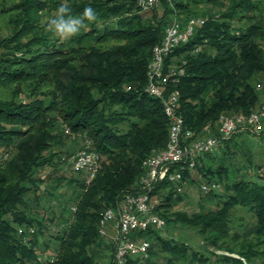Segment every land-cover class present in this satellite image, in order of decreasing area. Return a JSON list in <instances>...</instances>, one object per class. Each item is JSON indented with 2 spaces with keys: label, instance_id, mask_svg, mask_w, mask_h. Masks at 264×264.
Here are the masks:
<instances>
[{
  "label": "trees",
  "instance_id": "trees-1",
  "mask_svg": "<svg viewBox=\"0 0 264 264\" xmlns=\"http://www.w3.org/2000/svg\"><path fill=\"white\" fill-rule=\"evenodd\" d=\"M202 3L219 10L203 12L205 23L168 57L186 60L185 73L170 88L180 91L177 111L192 139L217 135L223 113H250L261 105L264 0H162V13L154 8L150 16L136 0H0V264H108L99 257L106 242L98 231L101 213L137 190L145 159L168 142L163 103L146 90L152 49L175 11L185 21L199 16ZM62 4L73 16L91 6L97 19L61 39L48 23ZM244 133L264 138V128L238 130L219 150L199 156L194 168L178 166L201 191L202 180L210 185L203 192L217 204L173 212L184 189L177 192L168 179L155 187L156 212L166 224L195 228L201 249L165 238L159 234L164 227L149 228L138 234L151 241L149 256L130 257L128 264H264V169L256 177L232 178L225 162L229 144ZM68 141L75 143L67 148ZM88 142L102 157L89 182L69 160ZM218 151L223 155L217 160ZM46 167L52 170L40 174ZM49 182L54 190H75L60 214L42 203ZM238 207L253 220L236 224ZM156 246L168 254L163 262L154 260ZM45 254L54 261L41 258Z\"/></svg>",
  "mask_w": 264,
  "mask_h": 264
},
{
  "label": "built area",
  "instance_id": "built-area-1",
  "mask_svg": "<svg viewBox=\"0 0 264 264\" xmlns=\"http://www.w3.org/2000/svg\"><path fill=\"white\" fill-rule=\"evenodd\" d=\"M173 5L175 0H166ZM162 0H136L142 10H151L161 5ZM165 28L164 35L152 49L148 65V82L146 90L160 98L164 112L169 121V137L163 149L155 151L145 159L144 172L137 180V190L125 194L116 207L105 209L98 223L99 235L104 239L109 236V230L115 231V250L112 264H128L130 257L147 258L151 241L140 237L139 232L149 228L161 229L166 225V219L155 210L159 198L154 194L156 185L168 179L175 190L181 192L187 183L178 166H196L199 156L219 150L224 142L235 132L250 129L260 132L264 128V82L257 83V89L262 96L258 109L250 113H223L219 118V133L192 139L193 131L185 129L184 119L178 113L180 91L170 88L176 85L185 73L186 60L169 62L168 57L174 50L187 43L194 35L198 26L205 23L202 16H191L181 21L176 11ZM200 48H196L198 51ZM78 150L71 156L70 166L77 171H84L87 182L91 181L101 167V154L88 146ZM211 187L217 188V184ZM210 185L203 183V191ZM75 209V207H73ZM20 233L24 229L19 230ZM33 233L34 229H29ZM41 258L54 261V255L45 254Z\"/></svg>",
  "mask_w": 264,
  "mask_h": 264
},
{
  "label": "rangeland",
  "instance_id": "rangeland-1",
  "mask_svg": "<svg viewBox=\"0 0 264 264\" xmlns=\"http://www.w3.org/2000/svg\"><path fill=\"white\" fill-rule=\"evenodd\" d=\"M211 9L219 10L216 6H213L211 4L202 3L197 8L196 15H202L203 12L209 11ZM155 10V9H154ZM158 13H162V6H159L156 8ZM152 13V10L147 13L148 16H150ZM54 15V13L50 15H46L43 19L44 22L48 20V18H51ZM50 16V17H48ZM58 37V36H57ZM262 77V76H261ZM264 81V78H262ZM125 128V124L123 125ZM235 142L232 141L229 144V151L230 153L225 158V162L227 165L232 166L231 170V176L232 178H236L239 175H245L247 178L256 177L257 172L262 168L264 169V138L260 137V134L258 133H244V135H237L234 138ZM80 142V139H79ZM234 142V143H233ZM75 142L68 141L66 147L74 145ZM79 143H77L78 145ZM217 160L221 159V156L223 155L222 152H216ZM209 158H207V161L209 162ZM211 163V161L209 162ZM259 167H258V166ZM261 165V167H260ZM66 166V165H65ZM237 169V170H235ZM52 170V167H46L45 169L41 170L40 174H45ZM68 176H71V174L74 176H79L76 173H73L71 171H65ZM194 175H197V173L194 171ZM48 184L49 189L47 191H42L43 198L42 203L45 207H48L49 209H53L57 214H60V211L62 209V202L70 199V197L74 196L75 190L73 186H62L58 190H54L52 188V183L49 182ZM202 183H204V180H202ZM54 191V192H53ZM221 194L224 193V186L221 185L220 189L218 190ZM183 199L180 200L176 205L173 206L171 211H180V212H187V213H193L196 211H199L203 208H209L215 204H217V199L211 198L208 195L206 196L205 192L201 191L198 184L187 181V183L184 186V190L182 192ZM33 198V195H31ZM31 205H34V202H30ZM42 211H44V208L39 207ZM235 220L236 224L241 222V219L243 218V221L245 223L251 222L253 218L251 217V214L245 210V208L238 207L235 211ZM60 227V224L53 225L51 228V232L55 233L57 229ZM62 227V225H61ZM238 230L241 229L240 226L237 225ZM109 236L105 238L106 242L103 246H101V251L99 252V257L106 261V263L109 264V261L112 259V251L115 247V240L114 235L115 231L109 230ZM160 235H163L165 238L176 240L178 242L184 241L187 242L189 246L195 249H201L203 239L200 236V234L197 232V230L193 227L182 225L181 223L176 222H170L169 224H166V226L159 231ZM112 245V248H108L107 245ZM52 250V247L49 248ZM156 255L154 256V260L157 262H163L164 257L168 255L167 253L163 252L159 246L155 247ZM218 253H227L223 250H217Z\"/></svg>",
  "mask_w": 264,
  "mask_h": 264
},
{
  "label": "clouds",
  "instance_id": "clouds-1",
  "mask_svg": "<svg viewBox=\"0 0 264 264\" xmlns=\"http://www.w3.org/2000/svg\"><path fill=\"white\" fill-rule=\"evenodd\" d=\"M97 13L91 7H85L79 16L71 15V9L62 4L56 11L55 18L50 19L48 30L52 31L61 39H68L80 33L81 29L87 28L86 22H94Z\"/></svg>",
  "mask_w": 264,
  "mask_h": 264
},
{
  "label": "crops",
  "instance_id": "crops-1",
  "mask_svg": "<svg viewBox=\"0 0 264 264\" xmlns=\"http://www.w3.org/2000/svg\"><path fill=\"white\" fill-rule=\"evenodd\" d=\"M113 231V230H112Z\"/></svg>",
  "mask_w": 264,
  "mask_h": 264
}]
</instances>
